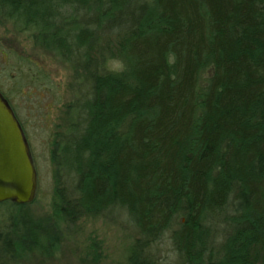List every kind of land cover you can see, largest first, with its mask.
<instances>
[{"label":"trees","instance_id":"trees-1","mask_svg":"<svg viewBox=\"0 0 264 264\" xmlns=\"http://www.w3.org/2000/svg\"><path fill=\"white\" fill-rule=\"evenodd\" d=\"M3 25L75 79L51 142L57 224L120 214L135 235L127 264H258L264 0H0ZM16 58L18 90L51 84L28 57ZM30 224L41 234L30 233V246L27 233L14 242L0 232V264L50 255L58 237ZM164 241L173 262L158 256Z\"/></svg>","mask_w":264,"mask_h":264},{"label":"rangeland","instance_id":"rangeland-1","mask_svg":"<svg viewBox=\"0 0 264 264\" xmlns=\"http://www.w3.org/2000/svg\"><path fill=\"white\" fill-rule=\"evenodd\" d=\"M16 54L36 63L38 70L48 74L51 84L39 81L24 84L18 90L17 67L21 64L16 62ZM118 65L120 62L115 60L108 66L115 68ZM31 70L30 74H36L35 67ZM0 88L9 96L23 123L37 176L36 193L30 203L18 207L12 201L0 202V232L7 233L14 242L18 232L27 233L26 245L30 246L33 243L30 233L34 230L40 234V229L30 223L39 221L40 228L58 237L50 255L29 252L15 264H127L135 235L120 214H113L112 219L85 216L70 227L57 224L50 216L55 174L51 155L54 145L51 142L62 130L65 106L75 94V79L70 68L34 46L26 34L13 31L10 25H3L0 26ZM160 248L158 256L163 262H173L175 254L170 243L164 241ZM259 257L258 264H264V248L259 251Z\"/></svg>","mask_w":264,"mask_h":264},{"label":"water","instance_id":"water-1","mask_svg":"<svg viewBox=\"0 0 264 264\" xmlns=\"http://www.w3.org/2000/svg\"><path fill=\"white\" fill-rule=\"evenodd\" d=\"M37 176L28 143L12 109L0 94V202L30 203Z\"/></svg>","mask_w":264,"mask_h":264}]
</instances>
